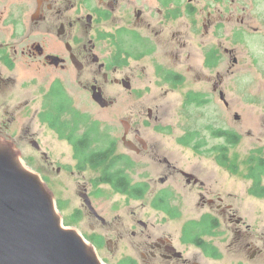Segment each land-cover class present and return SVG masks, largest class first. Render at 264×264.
I'll return each mask as SVG.
<instances>
[{
    "label": "flooded vegetation",
    "instance_id": "flooded-vegetation-1",
    "mask_svg": "<svg viewBox=\"0 0 264 264\" xmlns=\"http://www.w3.org/2000/svg\"><path fill=\"white\" fill-rule=\"evenodd\" d=\"M240 9L247 8L238 0H0L2 147L13 153L17 149L14 140L20 137L51 166V146L42 141L48 130L70 148L74 163L68 165L87 168L92 165H84L77 152L89 153L100 146L80 145L88 140L92 125L81 132L86 124L81 122L77 129L78 93L101 109L115 106L123 94L127 104L134 102L135 113L122 122L121 142L126 151L116 157L135 194L117 192L118 179L104 172L98 178L106 180L101 185L125 198L116 208L112 206L117 213L109 215L95 205L94 196L102 194L100 185H84L80 192V196L88 195L95 209L92 212L84 204L90 217L103 225V234L95 226L92 232L94 240L102 243L96 246L107 250L106 260H117V264H264L262 218L255 217L251 223L236 207V194L223 191V168L236 172L233 164L224 167L220 163L223 144L209 146L200 131L183 129L175 134L174 125L165 119L172 89L184 88L183 107L203 105L218 96L230 107L227 99H221L222 54L233 59L230 73L238 64L239 52L235 46L223 48L221 35L234 20L249 26V18L238 16ZM191 25H202L203 68L216 74V79L205 72L196 76L212 86L209 93L188 87ZM164 86V92L156 91ZM95 90L109 102L107 107L93 100ZM222 131L215 128L212 137L220 141ZM174 145L192 150L196 157L214 155L215 168L188 165L177 157ZM116 146L114 141L113 153ZM128 158L134 161L129 167ZM63 165L57 168L58 174ZM42 181L46 183L45 178ZM188 195L199 210L175 235L169 224L183 216L180 203ZM146 198L149 205L124 210L128 202Z\"/></svg>",
    "mask_w": 264,
    "mask_h": 264
},
{
    "label": "rangeland",
    "instance_id": "rangeland-1",
    "mask_svg": "<svg viewBox=\"0 0 264 264\" xmlns=\"http://www.w3.org/2000/svg\"><path fill=\"white\" fill-rule=\"evenodd\" d=\"M238 1H243L247 8L246 10L240 9L238 16H246L251 21L248 27H242L240 20H234L236 25H226L221 35L223 48L225 46H235L239 52L237 54L238 64L230 73L228 71L229 67L233 65V59L228 58L224 53L222 54V90L230 107H225L219 96L208 100L203 105L191 104L189 107H183L181 106V99L184 88L172 89L173 93L167 99L169 106L166 109L165 119L174 125L175 134L180 133L183 129L200 131L210 141L209 146L222 143L223 147L227 148L230 164L234 165L236 172L233 174L230 170L223 168L221 177L224 185L223 191L236 194V207L243 215L250 218L251 223H254L255 217H258L262 218V223L264 224V198L258 199L252 196L249 190L253 182L246 177L251 168L249 160L254 156V152L260 150L264 154V0ZM240 8H242V5H240ZM234 27L237 29L233 32ZM201 31H203L202 25L196 27L191 25L189 44L192 53V73L187 83H189L188 87L190 88L202 89L209 93L212 91V86L208 81L202 80L199 82L196 79V76L201 74V72L211 73L216 79L214 72L203 68V48L200 47V41L202 40ZM235 32L238 33L237 36ZM234 39L237 40V43ZM19 83H22V81ZM114 89L111 88V90ZM165 89H167L166 86L157 88L156 91L164 92ZM115 97L117 96H113V98ZM127 101V97L123 94L117 99L115 106L109 109H101L100 107L92 106L91 100L87 99L81 92L78 93V109L76 111L79 112L82 119L84 118L83 120L86 122L85 126L82 125L81 132L96 124L100 135L98 146L101 147V145L109 144L108 142L116 141L115 152L106 163L85 169L68 165L69 163H74L70 148L57 140V138H54L48 130L42 134V128L39 131L43 137V144L50 145L52 150L50 154L51 160L48 163L53 162V165H46L45 157L41 153H36L20 137L14 140L17 149L12 150L13 153L10 152L15 155L12 156L11 160L22 171L33 176L37 175L40 179L45 178V186L52 197L55 215L61 221L63 229L76 233L83 242L88 244L90 250L92 252L94 250L92 257L98 260L99 264H117V260H106V256H108L107 250L98 248L93 243L92 226H95L97 233L103 234V225L100 221H95L90 217L85 209L80 192L84 185L88 187H94L95 185L96 188L101 186V196H94L95 205L102 212L109 215L117 213L112 206L116 208V204L119 201L125 200L124 197L118 195L116 191L106 184H98V178L103 175L106 165L117 161L115 160L117 154H123L126 151L121 142V135L124 132L122 122L135 113L134 102H129L130 106H127ZM35 106H40V102H37ZM84 107H89L87 108L89 112ZM235 115H238V120H236ZM183 123L184 128H182ZM36 128H38V123ZM215 128L237 132L241 138L240 142L229 146L224 138L220 141L213 138L212 131ZM164 141L168 143L166 139ZM96 146L94 144V147ZM166 146L169 147L170 143L166 144ZM173 147L177 157L188 165L202 164L208 169L215 168V160L211 158L214 155L204 158L196 157L192 150L181 149L177 145ZM130 156L136 157L133 154ZM58 161L68 165V167ZM61 165H63V171L58 174L57 168ZM129 166L130 164H127V167ZM151 167L150 163L149 168ZM144 204L149 205L150 200L146 198L139 203L128 202L124 210L132 207H142ZM180 204L184 209L183 216H181V219L169 224L170 230L175 235L178 234L182 224L194 215L193 212L199 210L192 195L185 197ZM144 211L148 210L144 209Z\"/></svg>",
    "mask_w": 264,
    "mask_h": 264
},
{
    "label": "water",
    "instance_id": "water-1",
    "mask_svg": "<svg viewBox=\"0 0 264 264\" xmlns=\"http://www.w3.org/2000/svg\"><path fill=\"white\" fill-rule=\"evenodd\" d=\"M221 99L226 102L224 92ZM93 100L102 108L109 104L101 91L95 90ZM12 156L0 145V264H99L94 250L59 226L42 179L22 171ZM81 197L95 211L88 195Z\"/></svg>",
    "mask_w": 264,
    "mask_h": 264
},
{
    "label": "trees",
    "instance_id": "trees-1",
    "mask_svg": "<svg viewBox=\"0 0 264 264\" xmlns=\"http://www.w3.org/2000/svg\"><path fill=\"white\" fill-rule=\"evenodd\" d=\"M75 118L77 120V129H79V125L81 122H85L82 119V116L79 114V112L75 113ZM98 127L92 126L91 129L88 130L87 136L88 140L84 139L80 142V145H84L87 147H91L92 142L95 144H98L99 139V131ZM92 134V136H91ZM220 135L225 139V142L229 146L236 145L240 142L241 138L239 134L235 135L231 131L223 130ZM105 142V140H104ZM107 145H101L99 148H95L94 150L89 151V153L86 151L85 154H81L80 151L77 152L76 157L83 158L82 163L85 164H91L92 166H98L103 163H106L111 155L113 154V147H114V141L112 143L108 142ZM88 153V154H87ZM117 160V158H115ZM119 161V160H118ZM118 161H114L105 167V175H107L110 179H118L119 183L114 186V189L117 192L120 193H131L135 194V188L132 187L130 184L129 177L124 174L123 169L119 166ZM251 163V168L249 169L246 177L249 180H253L254 184L250 187V193L253 196L256 197H264V154H262V151H256L254 152V156H252L249 160ZM221 165L224 167H228L230 164V160L228 157V150L226 147H223V157L220 161ZM127 164L133 165L134 162L130 158L127 159ZM86 166L81 167V169H85ZM90 167V166H89ZM103 182H106V180H99L98 184H101ZM134 189L133 191H131ZM93 243L97 246H101L102 243L98 241L97 239L93 240Z\"/></svg>",
    "mask_w": 264,
    "mask_h": 264
},
{
    "label": "bare ground",
    "instance_id": "bare-ground-1",
    "mask_svg": "<svg viewBox=\"0 0 264 264\" xmlns=\"http://www.w3.org/2000/svg\"><path fill=\"white\" fill-rule=\"evenodd\" d=\"M58 223H59V226L60 227L64 228L60 220H58ZM85 247H86V249H89L90 248L89 245L86 244V243H85Z\"/></svg>",
    "mask_w": 264,
    "mask_h": 264
}]
</instances>
